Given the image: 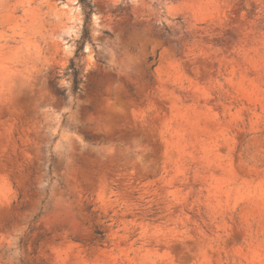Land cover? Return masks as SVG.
<instances>
[{
  "label": "rangeland",
  "instance_id": "obj_1",
  "mask_svg": "<svg viewBox=\"0 0 264 264\" xmlns=\"http://www.w3.org/2000/svg\"><path fill=\"white\" fill-rule=\"evenodd\" d=\"M91 2L73 93L82 5L0 0V264H264V0Z\"/></svg>",
  "mask_w": 264,
  "mask_h": 264
},
{
  "label": "trees",
  "instance_id": "obj_2",
  "mask_svg": "<svg viewBox=\"0 0 264 264\" xmlns=\"http://www.w3.org/2000/svg\"><path fill=\"white\" fill-rule=\"evenodd\" d=\"M78 3H80L85 11L86 14V21L83 29V34L81 41L79 43V47L76 51L74 59L70 61V64L67 68V74L69 75L71 82H72V92L78 93L81 91V85L84 82L85 76H84V65H83V56H84V45L87 40L90 39V22L92 13L94 10V5L92 4L91 0H78ZM164 37V36H162ZM149 60L151 61L152 58L150 57ZM58 84H53L52 87L54 90L58 91L57 89ZM131 92L134 90L130 88ZM61 95H65V91H58ZM95 234L100 237L102 240H105V235L102 231L97 230L95 231Z\"/></svg>",
  "mask_w": 264,
  "mask_h": 264
}]
</instances>
